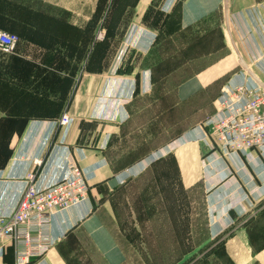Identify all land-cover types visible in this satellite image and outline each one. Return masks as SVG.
Wrapping results in <instances>:
<instances>
[{"label":"crops","instance_id":"0c3cea01","mask_svg":"<svg viewBox=\"0 0 264 264\" xmlns=\"http://www.w3.org/2000/svg\"><path fill=\"white\" fill-rule=\"evenodd\" d=\"M140 1L148 5L153 0H137V4ZM230 1L241 25V36L248 35L250 40L245 43L253 60L258 50L264 49L258 31L260 20L264 23V9L252 8L264 0ZM82 2H91V6L86 8ZM221 4L223 0H160L159 9L167 17L176 13L178 24L186 26ZM99 29V0H0V30L21 38L16 52L0 51V141L5 138L11 146L8 159L0 160V213L10 214L13 210L34 159L41 160L36 176L41 185L63 176L67 160L73 159L88 180V199L56 214L51 224L55 243L44 254L42 263L150 264L149 257L165 255L161 249L164 232L158 233L153 219L144 217L139 226L133 223L138 236H126L119 228L112 199L125 189V182L172 155L177 189L181 181L185 192L198 195L193 201L200 198L204 227L197 247H212L213 240L225 234L221 238L223 248L233 264H264V244L257 247L249 237L250 224L264 213V145L244 153L232 152L224 158L210 151L202 156L199 141L193 139V128L130 158L134 163L122 172L104 149L122 135H129L123 132V120L133 78L116 70V60L102 73L99 66L94 68L92 58L88 60L89 52L93 57ZM252 29L256 30L257 40ZM221 31L223 35V28ZM140 38L139 48H145ZM149 49L147 45L144 51ZM237 75L241 80L252 76L264 84L263 66H258V71L234 73L225 85ZM142 77L143 90H148V73ZM73 81L77 84L69 89L68 82ZM62 112L71 117L65 130L54 123ZM171 186L173 194L174 184ZM178 203L172 201L173 210L178 209ZM191 213L189 224H194L195 213ZM174 214L172 211L169 220L171 230L165 233H171L173 239L179 232L177 227L174 229V220L178 224ZM3 249L0 264H14L13 246L7 244ZM215 257L207 250L198 264H214ZM155 264L163 262L156 259Z\"/></svg>","mask_w":264,"mask_h":264},{"label":"rangeland","instance_id":"374dc122","mask_svg":"<svg viewBox=\"0 0 264 264\" xmlns=\"http://www.w3.org/2000/svg\"><path fill=\"white\" fill-rule=\"evenodd\" d=\"M67 3L71 4L70 1ZM82 3L86 8L91 6V2ZM159 6L160 0H153L148 5L141 1L137 4V0H99L100 29L95 35L97 42L93 57L89 52L88 60L92 58L94 68L99 66L101 73L108 71L116 60V70L133 78L125 98L123 120V132L129 135L121 134L122 139L104 149L111 163L122 172L134 163L129 161L130 158L166 144L179 133L192 132L193 128L196 129L193 139L199 141L201 155L211 152V144L205 145L206 138L198 124L215 114V100L226 79L234 73L249 69L258 71V66L264 67V49H259L253 60L249 59L248 43L245 42L250 40L248 35L242 37L240 34L241 25L234 17L236 11L230 0H223L221 6L186 26L178 24L176 13L167 17ZM252 9L263 10L264 1H259ZM259 23L258 31L264 39V23L262 20ZM251 34L257 40L256 30ZM140 37L144 39V47H150L146 52L145 48H139ZM20 40L19 37L18 44ZM143 73L149 76L148 90H143ZM76 84L68 82L69 89ZM5 140L0 141V160L4 161L11 153V146ZM171 156L153 163L143 175L133 177L125 185L123 183L125 189L112 199L121 232L136 237L139 231L133 223L136 221L139 226L140 218L153 219L152 225L157 232H164L161 249L165 255L162 258L149 257L150 264H155L156 259L162 260L163 264H198L207 250L216 256L214 264H233L223 248L221 238L225 234L213 240L212 247H197V239L203 234L204 227L200 198L193 201L198 195L185 192L180 180L177 189L176 165ZM103 195L106 197L107 194ZM172 201L179 202L178 209L173 210ZM193 206L196 209L193 210ZM172 211L176 212L174 217H178V224L174 220V229H179L174 239L171 233L165 234L171 230ZM191 212L195 213L194 224H189ZM249 237L257 247L264 244V213L250 224ZM135 243L138 245L139 240ZM193 250L196 252L192 256L184 255ZM197 254L201 257L195 258Z\"/></svg>","mask_w":264,"mask_h":264},{"label":"built area","instance_id":"2783aa9c","mask_svg":"<svg viewBox=\"0 0 264 264\" xmlns=\"http://www.w3.org/2000/svg\"><path fill=\"white\" fill-rule=\"evenodd\" d=\"M19 37L0 30V51L15 52ZM236 75V74H235ZM216 112L198 124L211 153L225 157L264 145V84L254 77H233L215 100ZM71 122L67 112L54 121L65 130ZM40 159L24 176V188L10 214L0 213V256L9 244L14 264H43L42 258L55 243L51 224L56 214L88 199L89 184L79 164L68 159L66 173L46 185L37 179Z\"/></svg>","mask_w":264,"mask_h":264}]
</instances>
